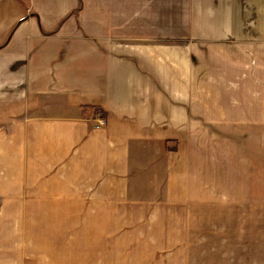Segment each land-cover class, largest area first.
Segmentation results:
<instances>
[{
  "label": "crops",
  "instance_id": "0c3cea01",
  "mask_svg": "<svg viewBox=\"0 0 264 264\" xmlns=\"http://www.w3.org/2000/svg\"><path fill=\"white\" fill-rule=\"evenodd\" d=\"M0 201L26 244L0 264H194L198 238L197 264H264V0H0Z\"/></svg>",
  "mask_w": 264,
  "mask_h": 264
},
{
  "label": "rangeland",
  "instance_id": "374dc122",
  "mask_svg": "<svg viewBox=\"0 0 264 264\" xmlns=\"http://www.w3.org/2000/svg\"><path fill=\"white\" fill-rule=\"evenodd\" d=\"M204 51V56L202 54L199 58L195 59L194 56V72H193V91H192V103L194 105V110L197 106H200L199 111H197L198 116H202L200 119H196L194 116L192 125V138L197 141V147L202 151V156L208 155V158L215 157V152L217 151V133L219 131L217 127L216 115H217V102L218 99L224 98L227 102L229 99L231 102V81L228 82L226 88H230V91H217L219 84L218 74L222 73L220 67H222V59L224 54H228L231 49L224 48H205V49H194L195 52ZM225 86V83L223 84ZM223 94V96H221ZM263 148V145H261ZM212 160H210L211 163ZM197 165L200 164V159L194 161ZM2 201H0V204ZM198 207V206H197ZM9 208H3L0 206V251L2 253L8 252V248L13 247H26L24 238H16L17 234L14 229V225L9 222ZM183 211V209H182ZM196 212V214H195ZM194 229L198 233L200 229L199 216L200 208L194 209ZM197 233H194L196 235ZM168 244H171L168 243ZM194 253L192 256L193 263L197 264L202 262V257L200 255V239L193 240ZM167 245V244H166ZM28 246V245H27ZM8 258L7 256H0V262L3 259ZM162 262H167L168 258L162 256Z\"/></svg>",
  "mask_w": 264,
  "mask_h": 264
},
{
  "label": "trees",
  "instance_id": "16d2710c",
  "mask_svg": "<svg viewBox=\"0 0 264 264\" xmlns=\"http://www.w3.org/2000/svg\"><path fill=\"white\" fill-rule=\"evenodd\" d=\"M91 108L94 110V111H97L100 113L101 116H104L105 117V113L102 111V109L98 106H91Z\"/></svg>",
  "mask_w": 264,
  "mask_h": 264
}]
</instances>
